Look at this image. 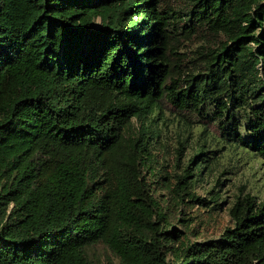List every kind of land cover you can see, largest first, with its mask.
<instances>
[{"label": "trees", "instance_id": "1", "mask_svg": "<svg viewBox=\"0 0 264 264\" xmlns=\"http://www.w3.org/2000/svg\"><path fill=\"white\" fill-rule=\"evenodd\" d=\"M164 105L217 132L170 175ZM220 144L264 164V0H0V264H264V202L194 192Z\"/></svg>", "mask_w": 264, "mask_h": 264}, {"label": "rangeland", "instance_id": "2", "mask_svg": "<svg viewBox=\"0 0 264 264\" xmlns=\"http://www.w3.org/2000/svg\"><path fill=\"white\" fill-rule=\"evenodd\" d=\"M162 119V133L156 145L157 152H155L157 155L156 167L168 175L174 172L180 173L191 156L192 148L199 146L206 136L212 134L216 137L217 135L214 127L209 126L206 133L202 132L201 124L197 120L191 117L186 120L183 115L177 114L167 105L162 108ZM182 141H186L187 149L185 152L183 151L184 154L180 158L179 168L174 170L176 148ZM213 148L217 151L216 161L210 165L209 171L201 178L203 181L195 185L196 195L201 198L205 197L206 192L214 186L219 196L225 198L226 203L232 201L233 197L240 192L248 193L256 197L258 201L264 202V164L248 156H243L241 153L235 155L227 147L223 148L221 144L213 146ZM217 183L220 186H216ZM224 209L207 220L208 231L204 234L216 236L221 229L230 225ZM191 211L195 213L197 207ZM90 256L96 264H105L108 261L119 264V261L101 245L92 248Z\"/></svg>", "mask_w": 264, "mask_h": 264}]
</instances>
